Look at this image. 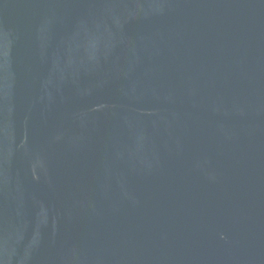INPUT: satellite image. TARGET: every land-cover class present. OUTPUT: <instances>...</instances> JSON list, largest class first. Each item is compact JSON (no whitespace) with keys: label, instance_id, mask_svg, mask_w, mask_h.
<instances>
[{"label":"water","instance_id":"water-1","mask_svg":"<svg viewBox=\"0 0 264 264\" xmlns=\"http://www.w3.org/2000/svg\"><path fill=\"white\" fill-rule=\"evenodd\" d=\"M0 264H264V0H0Z\"/></svg>","mask_w":264,"mask_h":264}]
</instances>
